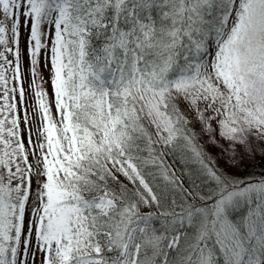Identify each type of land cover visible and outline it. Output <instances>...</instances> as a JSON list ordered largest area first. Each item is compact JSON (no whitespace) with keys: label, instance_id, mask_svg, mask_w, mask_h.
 <instances>
[{"label":"snow or ice","instance_id":"1","mask_svg":"<svg viewBox=\"0 0 264 264\" xmlns=\"http://www.w3.org/2000/svg\"><path fill=\"white\" fill-rule=\"evenodd\" d=\"M0 264H264V0H0Z\"/></svg>","mask_w":264,"mask_h":264},{"label":"trees","instance_id":"2","mask_svg":"<svg viewBox=\"0 0 264 264\" xmlns=\"http://www.w3.org/2000/svg\"><path fill=\"white\" fill-rule=\"evenodd\" d=\"M260 171H261V169H260V168H257V169H256V172H257V173H259Z\"/></svg>","mask_w":264,"mask_h":264}]
</instances>
